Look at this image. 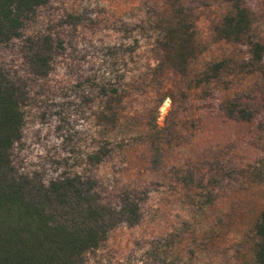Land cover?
Returning a JSON list of instances; mask_svg holds the SVG:
<instances>
[{"label": "rangeland", "instance_id": "1", "mask_svg": "<svg viewBox=\"0 0 264 264\" xmlns=\"http://www.w3.org/2000/svg\"><path fill=\"white\" fill-rule=\"evenodd\" d=\"M180 2L197 44L185 74L158 68L157 27L171 0H47L19 37L0 44V67L27 92L22 137L11 151L15 177L48 186L79 175L114 206L126 191L139 197V222L112 228L87 264L136 259L167 233L194 264H252L253 228L264 208V176H255L264 160V65L252 64L247 40L215 32L227 1ZM250 5L248 39L264 43V0ZM43 38L56 54L49 73L38 76L30 56ZM221 60L228 66L205 80ZM100 84L122 96L110 133L100 124ZM230 102L251 118L230 114ZM101 147L109 154L92 162Z\"/></svg>", "mask_w": 264, "mask_h": 264}, {"label": "trees", "instance_id": "2", "mask_svg": "<svg viewBox=\"0 0 264 264\" xmlns=\"http://www.w3.org/2000/svg\"><path fill=\"white\" fill-rule=\"evenodd\" d=\"M231 8L215 32L224 40L251 46L252 64L264 65V43L248 39L253 11L250 0H225ZM47 0H0V44L21 35L24 21ZM170 13L157 27L160 59L158 68H170L185 74L196 56L194 22L180 0H171ZM35 44V45H34ZM30 56L32 72L46 76L51 70L55 46L48 38L34 43ZM221 60L205 71V80L217 78L226 68ZM100 84L103 102L100 119L105 132L119 121L122 96L117 88ZM25 88L0 67V264H87L107 239L108 232L120 223L137 224L141 218L135 192L122 194L120 205L103 203L92 192L91 181L79 175L54 180L48 186L31 185L13 173L11 151L21 140L24 124ZM229 113L250 119L252 114L230 102ZM237 112V113H236ZM155 126V125H154ZM104 132V133H105ZM109 154L101 147L91 160L99 163ZM261 162V164H260ZM255 167V176H264V160ZM175 233L152 239L140 256L125 257L122 264H194L191 255L184 259L174 248ZM252 264H264V208L253 228Z\"/></svg>", "mask_w": 264, "mask_h": 264}]
</instances>
